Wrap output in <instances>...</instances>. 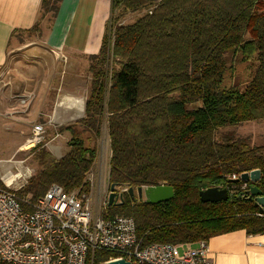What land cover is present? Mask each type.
I'll use <instances>...</instances> for the list:
<instances>
[{
    "label": "trees",
    "instance_id": "1",
    "mask_svg": "<svg viewBox=\"0 0 264 264\" xmlns=\"http://www.w3.org/2000/svg\"><path fill=\"white\" fill-rule=\"evenodd\" d=\"M57 1L42 0L44 11L53 16ZM114 8L143 14L113 27L110 73V36L104 32L99 51L89 56L92 79L83 117L59 128L69 133L67 151L55 158L42 144L34 147L40 167L18 195L36 199L51 183L88 194L87 174L97 153L93 136L105 115L108 183L126 189L163 183L174 195L145 203L123 191L122 203H106L103 216L132 217L143 245L190 244L237 229L260 233L257 207L239 196L249 182L229 179L257 168L255 184L264 194V145L230 133L217 140L215 133L264 119V0H111L108 22ZM227 54L254 66L243 88L222 86L227 69L234 68ZM212 186L226 187L227 200L202 202L198 191ZM109 256L95 251L92 264Z\"/></svg>",
    "mask_w": 264,
    "mask_h": 264
},
{
    "label": "rangeland",
    "instance_id": "2",
    "mask_svg": "<svg viewBox=\"0 0 264 264\" xmlns=\"http://www.w3.org/2000/svg\"><path fill=\"white\" fill-rule=\"evenodd\" d=\"M112 13V20L106 24H111L112 28L108 30L105 27V32L110 36L106 59L109 73L112 69L113 27L119 23L132 22L143 14V10L122 14L121 8H114ZM118 15L120 17L116 19ZM51 19V11L45 16L42 13L36 25L39 29L33 28L14 35L6 62L0 71V183L14 186L17 191L40 167L34 157V147L42 144L55 158L67 151L69 133L59 128L83 117L84 101L90 90L92 74L89 71V57L69 58L47 46L37 45L40 25L48 28ZM32 44L39 47L31 48ZM226 62L228 66L233 64L234 68L227 69L222 86L238 85L243 88L254 66L242 63L231 54L226 55ZM35 124L43 126V139L36 145L28 146ZM226 133L246 138L249 145H264V119L219 129L215 139L220 140ZM93 142L97 153L87 174L90 182L87 196L91 207L103 214L109 186L110 157L105 115L99 134L93 136ZM259 244L262 245L261 241Z\"/></svg>",
    "mask_w": 264,
    "mask_h": 264
},
{
    "label": "built area",
    "instance_id": "3",
    "mask_svg": "<svg viewBox=\"0 0 264 264\" xmlns=\"http://www.w3.org/2000/svg\"><path fill=\"white\" fill-rule=\"evenodd\" d=\"M43 133V126L35 124L28 146L42 141ZM238 176L231 174L230 178ZM240 188L244 190L247 185L243 183ZM125 190L118 188V192ZM257 215L263 219L259 235L264 245V207ZM95 251L110 254L103 262L123 259L130 264H211L206 240L183 247L171 242L143 245L132 217L103 216L79 189L66 192L51 183L41 196L31 199L29 195L19 196L14 186L0 183V260L9 264H92Z\"/></svg>",
    "mask_w": 264,
    "mask_h": 264
},
{
    "label": "crops",
    "instance_id": "4",
    "mask_svg": "<svg viewBox=\"0 0 264 264\" xmlns=\"http://www.w3.org/2000/svg\"><path fill=\"white\" fill-rule=\"evenodd\" d=\"M56 6L48 28L40 25L37 45L69 58L97 53L110 17L111 0H58ZM43 8L42 0H0V71L14 35L39 29L36 25L42 13H49ZM259 241V233L248 234L244 229L215 234L206 240L211 264H264V246Z\"/></svg>",
    "mask_w": 264,
    "mask_h": 264
},
{
    "label": "water",
    "instance_id": "5",
    "mask_svg": "<svg viewBox=\"0 0 264 264\" xmlns=\"http://www.w3.org/2000/svg\"><path fill=\"white\" fill-rule=\"evenodd\" d=\"M260 178L259 169H251L249 171H243L239 173L237 178H230V182L244 181L249 182L246 189L242 192L246 194L248 199H252L254 205L257 207L259 213L263 212L264 207V194L260 190L255 182ZM119 186L110 183L108 186V194L106 203L110 205H119L122 203L123 191L118 192ZM125 191L132 197L136 194L137 198L142 199L145 203H159L171 199L174 195L173 187L168 184H157L149 186H138L135 189L132 187L127 188ZM199 199L202 202H219L225 201L229 197V192L226 187H207L198 191ZM118 198L120 199L118 201ZM101 264H130V262L123 259H116L112 261L103 262Z\"/></svg>",
    "mask_w": 264,
    "mask_h": 264
},
{
    "label": "bare ground",
    "instance_id": "6",
    "mask_svg": "<svg viewBox=\"0 0 264 264\" xmlns=\"http://www.w3.org/2000/svg\"><path fill=\"white\" fill-rule=\"evenodd\" d=\"M79 109H81V108H79ZM9 177V176H8ZM11 180V179H10ZM9 179H8V181H10Z\"/></svg>",
    "mask_w": 264,
    "mask_h": 264
},
{
    "label": "flooded vegetation",
    "instance_id": "7",
    "mask_svg": "<svg viewBox=\"0 0 264 264\" xmlns=\"http://www.w3.org/2000/svg\"><path fill=\"white\" fill-rule=\"evenodd\" d=\"M136 196V194H134ZM133 197V196H132Z\"/></svg>",
    "mask_w": 264,
    "mask_h": 264
}]
</instances>
